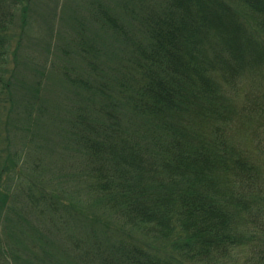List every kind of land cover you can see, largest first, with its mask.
Returning <instances> with one entry per match:
<instances>
[{
  "label": "trees",
  "instance_id": "obj_1",
  "mask_svg": "<svg viewBox=\"0 0 264 264\" xmlns=\"http://www.w3.org/2000/svg\"><path fill=\"white\" fill-rule=\"evenodd\" d=\"M23 1L0 0V217L19 227L16 240L0 231V264H264V0H99L93 17L121 49L78 22L84 66L60 69L73 97L61 142L78 168L61 191L13 195L2 178L39 139L28 99L11 122L20 139L8 129Z\"/></svg>",
  "mask_w": 264,
  "mask_h": 264
},
{
  "label": "rangeland",
  "instance_id": "obj_2",
  "mask_svg": "<svg viewBox=\"0 0 264 264\" xmlns=\"http://www.w3.org/2000/svg\"><path fill=\"white\" fill-rule=\"evenodd\" d=\"M101 1L108 7H120L119 3L123 4L126 0ZM98 2L99 0H29L27 3L23 1L18 5L17 21L12 28L14 39L10 44V50L15 52V63L9 59L10 69L14 71L13 98L16 105L13 106L14 111L11 112L8 129L10 132L17 133L15 137L20 139L18 132L22 128L13 126L11 122L13 119L16 121V116L20 117L24 111L23 104L28 99V101H33L34 111L32 109L31 119L38 123L33 125L39 139L36 140L38 141L37 146L36 144L29 145L24 158L18 163V176L15 178V170L11 169L8 175H4L2 178V187L10 188L13 195L16 193L17 186H24V191L33 187V191L36 193L60 190V186H63V181H60L61 174L66 167H74L76 164L75 168H78L77 154L68 153L69 148L66 150L63 141L61 142L62 130L65 129V122L62 119L65 118L73 97L72 88H69L60 69L69 63H71V67L75 68H78V65L84 66L77 46L78 29L81 26L78 22H84V32L87 36L91 34L92 37H100L99 41L105 49L106 44L116 45L118 51L121 49L122 43L114 40L113 30L108 27L103 29L93 17V9H96ZM24 7L25 11L22 12ZM117 11L122 21L125 22L127 17L120 15L122 9ZM65 46L70 51L71 59L63 52ZM114 52L108 47L107 57L104 54L103 59L112 62ZM52 63L56 64L55 68ZM43 72H45V76ZM35 87H39L40 90L37 99L33 98ZM19 169H21V173ZM67 174H69V178L78 176L74 169ZM50 178H53L55 182L51 183ZM35 183H38L37 187ZM63 188L69 193L78 195V198L86 200L85 191H78L80 185L74 179H71L69 186ZM8 205L15 209L20 206V202L12 201L10 198ZM89 210L93 214L98 213L96 207H90ZM5 216L0 217L1 237L16 240L11 228V226H15L19 229L16 225L18 223L12 221L16 215L14 216L9 211L5 213ZM31 220L37 224L33 218ZM25 231L26 233L21 234L22 239H24L22 235L26 236L27 233H30L29 230ZM55 245H57L56 242Z\"/></svg>",
  "mask_w": 264,
  "mask_h": 264
}]
</instances>
